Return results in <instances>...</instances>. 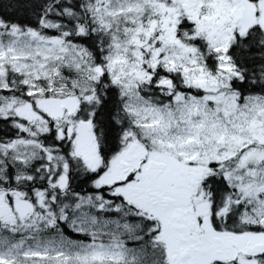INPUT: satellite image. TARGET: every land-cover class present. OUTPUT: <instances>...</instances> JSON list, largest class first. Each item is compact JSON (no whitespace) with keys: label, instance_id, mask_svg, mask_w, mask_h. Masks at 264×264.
Returning a JSON list of instances; mask_svg holds the SVG:
<instances>
[{"label":"snow or ice","instance_id":"6c2138e0","mask_svg":"<svg viewBox=\"0 0 264 264\" xmlns=\"http://www.w3.org/2000/svg\"><path fill=\"white\" fill-rule=\"evenodd\" d=\"M0 264H264V0H0Z\"/></svg>","mask_w":264,"mask_h":264}]
</instances>
